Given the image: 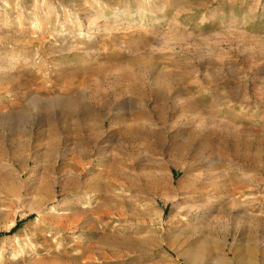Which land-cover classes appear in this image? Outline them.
Instances as JSON below:
<instances>
[{
	"label": "rangeland",
	"instance_id": "obj_1",
	"mask_svg": "<svg viewBox=\"0 0 264 264\" xmlns=\"http://www.w3.org/2000/svg\"><path fill=\"white\" fill-rule=\"evenodd\" d=\"M70 1L0 0V264H264V0Z\"/></svg>",
	"mask_w": 264,
	"mask_h": 264
},
{
	"label": "bare ground",
	"instance_id": "obj_2",
	"mask_svg": "<svg viewBox=\"0 0 264 264\" xmlns=\"http://www.w3.org/2000/svg\"><path fill=\"white\" fill-rule=\"evenodd\" d=\"M16 1V0H15ZM79 0H71L70 2H71V4L72 5H74V4H76L77 2H78ZM149 1V0H148ZM150 1H159V0H150ZM95 5H100L101 3H104V5L105 6H108V7H110L109 9H111V11H112V16H116L117 15V13L119 12V8L118 7H116L117 5H115V6H112V5H110V4H108V0H95ZM125 3V2H124ZM15 4H17V2L15 3ZM2 6H4V7H6L7 8V5L6 4H1ZM16 6V5H15ZM163 7H160L159 9H162ZM131 9V8H130ZM154 11H155V9H153ZM122 11V10H121ZM139 11V10H138ZM107 12V11H106ZM122 14V13H121ZM153 14V13H152ZM137 16V15H136ZM122 17V16H121ZM99 17L97 16V15H91L90 17H88V19H87V21H86V23H85V25L81 28V26H79L80 27V31L79 32H81V29H84L85 30V33L84 34H81L82 36H84V37H87V38H91V37H93V35L94 36H97V34H96V28H98V23H99ZM113 22H117V21H113ZM157 22V21H156ZM79 23V22H78ZM116 24H118V23H115V25ZM102 26V25H101ZM120 26V25H119ZM62 27V26H61ZM106 27H108L107 25H105L104 26V29H106ZM34 28H35V31H39V30H41L42 29V27H41V25L40 24H38L37 22L34 24ZM62 29V28H61ZM100 30V29H99ZM72 33V32H71ZM96 39V38H95ZM89 40V39H88ZM160 74H163V75H165L166 76V72L165 71H161L160 72ZM53 99V98H52ZM61 103H63V104H67V103H65V101H63V102H61ZM72 104V103H71ZM71 104H67V105H69L68 106V108L69 109H72L73 108V106L71 105ZM193 197V196H192ZM118 224V223H117ZM172 250L175 252V254H176V258L178 259V258H183L184 259V262H185V264H192L191 262H195V261H197V259H198V255L197 254H190V253H188V252H185V251H182V249H180V248H175V247H173L172 248ZM176 259V260H177Z\"/></svg>",
	"mask_w": 264,
	"mask_h": 264
}]
</instances>
